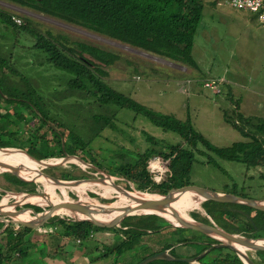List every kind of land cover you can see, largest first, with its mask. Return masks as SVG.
Returning <instances> with one entry per match:
<instances>
[{
    "label": "rangeland",
    "instance_id": "obj_1",
    "mask_svg": "<svg viewBox=\"0 0 264 264\" xmlns=\"http://www.w3.org/2000/svg\"><path fill=\"white\" fill-rule=\"evenodd\" d=\"M0 8L20 18V22L27 18L43 31L48 29L52 34L58 33L66 36L68 44L71 46H74L72 44L74 40H84L114 52V59L111 64L98 63V68H102L101 70H104L105 73L94 67L93 73L95 76L108 86L154 110L170 113L180 119H185L189 114L194 127L216 145L224 146L231 144L233 141L246 139L223 118V109L228 108L230 110L234 107V99H240L239 109L245 115L256 114L264 116V29L259 26L256 15L250 11L238 10L227 5H218L217 3L214 5L205 4L192 43V54L197 62V67L193 68L179 61L88 28L74 20H69L61 16L60 12L55 13L51 8L43 4L18 2L17 0H0ZM34 40V37L28 31H23L21 34L16 33L12 28L7 30L0 23V81L4 79L9 86L16 88L11 90L6 84H0V88L3 90L1 91L2 98L0 103V127L2 126L1 130L5 132L9 131L10 134L5 135L8 139L12 140L14 138L12 141L4 142L3 144H14L21 148L11 147L25 151V148L33 143L32 140L34 139L32 137L33 131L30 130L40 127V134L44 138L41 139L38 135L42 140L41 145H45L49 141L48 143L51 144L49 148L57 149L58 146L56 147L51 139L52 136L58 133L55 130L62 131L63 136L68 140L66 133L70 126L81 136L87 138L92 127L97 125L94 121L95 116H109L111 123L106 125L100 134L92 139L88 144L89 146L87 145L82 149L86 152V155L90 152L93 155L91 158L100 161L102 167L91 163L88 157H82L88 164L78 158V160H58L56 162L53 159L57 157L42 158L52 159L50 160L51 163H57L50 167L67 166L75 172L83 170L87 173L86 176H89L102 175V171L110 173L107 169L108 164H115L121 160L117 152L120 145L130 151V154L125 153V159H131L133 151L137 147H144L147 144L143 131L151 133L163 143L166 141L173 142L178 139L174 131L164 130L140 114L134 118V111L130 108L123 107L118 109L114 104L102 105L93 96L88 97L87 95L71 91L69 89L68 73L48 63L42 51L29 47ZM1 60H3L2 72ZM182 65L185 69L190 70L188 75L195 73L198 79L192 78L191 83H186L184 78L187 72L180 70ZM219 76H222L228 82L223 84L225 79L215 78ZM206 78L219 79L221 82L217 87H213V91H211L202 87V83H204ZM25 79L34 88V91L28 94H23L20 91L25 87L23 86ZM229 85L232 88L230 95L233 96V100H230L227 91ZM217 88L219 90L214 93ZM12 92L18 95L14 97L22 98L21 96H25L31 99L39 107L40 111L46 110L47 121L49 122L45 125L41 123L36 113L30 111L28 107L16 104L17 101L19 102L18 99L17 101L16 99H10L9 101L8 96ZM48 124L55 125V130L46 127ZM65 125L67 126L65 127ZM11 135H15V137ZM38 140L36 139L34 143L37 146L40 144ZM199 157L201 155L197 156L198 159H200ZM72 163H75L77 167L73 168L71 166ZM218 163L227 171L220 172L218 169L213 170L206 165L192 174V183L223 189L222 185L224 183L231 184L234 181L243 189L244 185L241 182L244 181V178L240 177L241 165L221 159H218ZM47 167L49 166L45 167L43 164L40 168L47 173L60 176L58 169L55 168L53 172H49L45 170ZM241 169L248 176L253 175L256 177L248 179L251 182L246 183V185L252 187H250V190H246L247 194L252 197H264V187L261 186L257 179L259 174L264 172V168L246 170L242 167ZM1 172L0 170V185L5 189L18 191L19 189H15L13 184L8 183L4 179ZM114 176V180L120 185L125 187L134 186L132 181H127L117 175ZM167 176V173H163L162 180ZM260 180L263 181L262 178ZM38 183L45 184L44 186H39L38 190H44L47 194V185L52 182L49 183L46 180L43 182L38 181ZM57 185H60L56 188L57 192L55 194L58 200L71 199L77 196L75 191H70L60 183H57ZM87 187L90 188L89 190L99 191H103L102 189L106 188L97 184H90ZM228 188H231V186H228ZM112 192L115 191L108 190L107 194H112ZM1 193L0 203L4 200V206H7V203L18 202L19 204L15 205L16 209L32 206L33 204L43 208L46 207L37 199L29 202L27 199L15 198L3 194V192ZM89 194L91 195V193ZM83 198L86 197L83 196ZM116 199H104V202H111ZM22 200H25V202H21ZM200 203L201 201L198 205L189 208L187 213L190 214L191 210H195L202 215L208 216ZM141 218L148 221L149 217L147 215ZM60 219L69 220V218ZM136 220H139V218H136ZM54 221L56 220L36 227L28 226L32 229L25 233L24 238L30 245L23 246V250H26L27 255L21 256L18 254V249L15 252L6 250L7 255L11 257L7 264H83L84 255L81 250L88 240L79 243L85 238L77 237L79 238L78 242L74 243L75 239L73 238L70 240L73 243H68L66 241L67 237H63L59 232L56 233L57 227L51 225ZM3 226L0 228V232H3ZM114 226L119 225L115 224ZM105 227L108 228L98 233L96 230H92L91 235L86 239L106 237L114 231L113 239L115 241L113 244L115 242L119 244L121 240L119 236L122 235L123 237L124 234L121 233L119 235L120 233H116L113 227ZM165 227L169 230L173 228L169 225H165L162 228ZM189 232L187 230L181 231L180 234L186 236ZM175 234L179 235L176 232ZM0 235L2 236L3 234ZM161 236L163 237L164 235H153L149 239L153 240L157 237L161 238ZM48 237L53 239V244L46 242ZM61 237H63L64 241L61 240ZM162 239L165 240L164 237L161 238V241ZM34 242H37L36 245H34ZM176 243L171 246L174 245L173 250L175 249V253L182 256H190L199 248L197 243H188L184 242V240L178 244ZM99 244L97 251L101 264H114L115 255L117 258H123L126 254L130 255L131 253L130 249L124 248L128 244L126 243L120 244L115 251L116 253L105 256L103 255V247L105 245L103 242H99ZM66 245L75 246V248L71 251L68 249L69 246ZM152 248L157 250L154 245ZM222 251L223 256L226 254L227 249ZM215 253L217 251L210 252L205 256L202 255L199 258L201 263L198 260V264H212L210 259Z\"/></svg>",
    "mask_w": 264,
    "mask_h": 264
},
{
    "label": "trees",
    "instance_id": "obj_2",
    "mask_svg": "<svg viewBox=\"0 0 264 264\" xmlns=\"http://www.w3.org/2000/svg\"><path fill=\"white\" fill-rule=\"evenodd\" d=\"M17 1L43 4L51 8L55 13L60 12L61 16L69 20H74L88 28L110 35L113 38L129 42L150 52L157 53L158 55L179 61L193 68L197 67V62L192 54V43L198 23L203 14V7L205 4H216L215 1L209 0ZM250 12L255 15L254 12ZM13 15L14 14L9 11L0 8L1 25L7 30L12 28L16 33L20 34L23 31H28L35 39L29 47L42 51L48 63L68 73V83L71 91L87 95L88 97L93 96L95 100H98L102 105L114 104L118 109L123 107L130 108L134 111V118L140 114L154 125H158L164 130H171L176 133L178 137L177 140L163 143L151 133L143 131L147 144L144 147H137L129 160L125 159V153L130 154V151L120 145L117 152L121 160L115 164H108L107 166L111 174L120 176L127 181H132L134 186L140 190L166 192L172 186L192 183V174L206 165L210 169H218L220 172H226L227 170L218 163V159H221L239 163L241 165L240 177L244 178V181L241 182L244 185L243 189L239 187V184L232 181L231 184L224 183L222 185V190L243 197H252L246 192V190H250L252 186H247L246 183L251 182L248 180L249 178L256 177L253 175L248 176L241 168L244 167L246 170L264 168V116L256 114L245 115L239 110L240 99L236 98L233 100V96H231L229 92V98L234 101L235 105L230 110L228 108L223 109V118L246 139L233 141L229 145H216L194 127L189 114L185 119H180L170 113L154 110L134 98L108 86L100 78L95 76L93 73L94 67L98 68V63L105 65L111 64L114 59V52L84 40H74L72 43L74 46H71L68 44L66 36L58 33L52 34L48 29L43 31L32 24L31 20L27 18L24 19L25 21L23 20V22H16L12 17ZM98 69L100 72L105 73L104 70H101L102 68ZM2 71L3 60H1V72ZM1 83L6 84L11 90L16 89L13 86H9L4 79L0 81V84ZM23 86L25 87L20 90L23 94L34 91V88L27 79L23 82ZM202 87L206 88L203 85ZM0 91H3L2 88H0ZM10 94L11 95L8 94L10 96H8L9 101L10 99H16V101L18 99L19 102L17 101V105L28 107L30 111L37 114L41 123L45 125L49 122L47 121L48 117L46 110L40 111L39 107H37L31 99L25 96H21L22 98L14 97L18 95H15L13 92ZM94 121L97 125L92 127L87 138L81 136L75 129L69 126L66 133L68 140L65 139L62 131L54 129L55 125H46V127L52 128L58 132L57 135L51 138L56 147L58 146L57 149L49 148V145H51L48 143L49 141L45 145H41V139L44 138L40 134V127L31 129L30 131H33V143L25 148V151L29 155L39 159L48 157L58 158L65 155L88 157L91 163L102 167L100 161L92 159L91 157H93V155L90 152L86 155V152L82 149H84L95 136L99 135L106 125L111 123V119L109 116H95ZM66 126L67 125H65V127ZM0 128L2 129L3 127L1 126ZM1 129V135L5 134ZM36 139H39V146L34 144ZM27 153L26 155L24 154V156L32 160ZM154 154H160L163 157L170 158L168 165L170 174L159 183L152 179L150 171L147 168V161ZM200 155L201 157L198 159L197 156ZM71 166L73 168L77 167L75 163H72ZM55 168L59 170L58 174L61 177L68 179L87 175L83 170L81 172H75L73 169L61 165L56 167L49 166L45 170L53 172ZM1 174L8 183L15 186V189H35L31 186H27L25 182L10 172L2 171ZM261 178L263 181L260 180ZM257 179L261 186L264 187V172H261ZM228 186H231V188H228ZM1 195L2 193L0 192V196ZM84 197H86V195ZM200 205L208 216L202 215L199 211L191 210L189 212L190 215L197 220L214 223L229 232L245 236L254 237L264 235V210L253 209L245 212H233L222 208L212 199L202 200ZM27 209L34 213H40L43 207L37 206L36 208ZM146 216L147 215H128L120 221L121 225L114 226L113 229L117 233L124 234V236L121 237L119 244L115 243L110 246L105 244L103 255L108 256L115 252L120 244L128 243L124 248L131 250L130 255L126 254L123 258H117L115 255L114 264H135L146 255L164 248H169L173 243L178 241L184 240V242L198 244V250L191 255L199 253L201 250L208 247L211 242L215 241V239L209 235L194 229L172 228L169 230L166 227L162 228L168 225L163 217L152 214L148 215V221L141 218ZM60 218L61 217L55 216L45 224L56 220L51 224L57 227L56 233L59 232L60 235L70 240L73 238L77 239V237L88 238L92 230H103L108 228L102 225H96L90 220H68ZM136 218H139V220H136ZM2 226L3 222H0V228ZM20 229H22L20 232H9ZM31 229L32 228L27 226L16 228L15 224H10L3 231L9 233H4L2 236L0 235V264H7V261L11 260L6 250L15 252V250L18 249V254L21 256L27 255L25 252L26 250H23V246H28L30 244L26 242L24 235ZM186 230L190 231L188 235L185 236L180 234L181 231ZM175 232L179 233V235L175 234ZM158 234L164 235L163 237L165 240L162 239L161 241V238H163L162 236L161 238L157 237L153 240L149 239L150 236H157ZM197 240L201 242H195ZM153 245L157 250L152 248ZM224 249H227V252L222 256V250ZM173 251L175 252V249ZM214 251H217V253L210 259V263L212 264H244L239 256L228 247H212L204 256ZM248 253L256 262L264 263V249L248 250ZM119 260L120 262H118ZM146 264L198 263L177 259L157 258Z\"/></svg>",
    "mask_w": 264,
    "mask_h": 264
},
{
    "label": "water",
    "instance_id": "obj_3",
    "mask_svg": "<svg viewBox=\"0 0 264 264\" xmlns=\"http://www.w3.org/2000/svg\"><path fill=\"white\" fill-rule=\"evenodd\" d=\"M9 148V147H5ZM31 156V155H30ZM78 159L83 160L82 157L78 155H73ZM33 157V156H32ZM65 156H62L63 158ZM35 158V157H33ZM37 160H42V158H35ZM88 164V162H86ZM57 163L47 162L44 166H51ZM98 168L95 165L89 164ZM0 170L7 171L23 182L26 183L27 186H31L35 188L34 190H18L12 191L5 189L0 185V192L6 194L8 196H13L15 198L27 199L29 202L33 201L34 196H47L44 190H38L39 186H44L45 184H40L35 181L34 177L25 176L21 173L23 167L7 163L0 160ZM37 175H43L51 180L52 183H60L67 187L70 191H75L77 195L74 198L69 200H60L54 203V206L64 209V210H83V209H97L103 212L110 213L112 218H116L118 222L116 223H106L101 224L97 223L94 219L82 217V218H69L72 220H90L96 225L102 226H110L114 227L115 224L119 225V222L128 215H159L163 217L169 226L173 228H189L198 230L200 232L209 235L214 238L215 241L211 242L208 247H206L201 253H197L190 256H182L173 252V246L169 248H164L158 251H155L151 254L146 255L144 258L136 262L135 264H146L157 258H166V259H177L181 261L191 262V263H199V258L208 252L212 247H228L232 249L242 260L244 264H264L256 262L253 257L248 253V250H258L264 249V235L263 236H245L238 233H232L224 228L214 224L207 223L201 220H197L192 217L190 214L187 216H182L180 213L174 210L173 204L179 201L180 199L187 197L189 195L197 194L202 195V200L212 199L216 201L222 208L227 209L233 212H245L253 209H261L264 210V197H243L234 193L225 192L222 189H217L215 187L197 184V183H188L181 186H172L166 192L159 191H144L137 189L135 186L130 185L129 187H125L117 183L114 178L115 176L109 172L102 171V175H89L81 178L68 179L61 176H56L50 173L45 172L40 167L37 170ZM111 180L112 183H108L107 181ZM97 184L103 188V191L99 190H89L90 188L87 185ZM108 184L111 186L110 189L115 191L112 194H107L106 189L109 188ZM91 193V195L89 194ZM234 194L237 197H240L244 200L241 203H234L231 201L229 195ZM87 196L83 198V196ZM128 197L132 199L134 204L125 206H114L111 207L104 202V199L108 200L109 198H119V197ZM15 204H19L15 202ZM37 204H33L32 206L18 208V210H23L25 208H36ZM170 221H174L176 226L172 225ZM28 227V226H27ZM25 228V227H24ZM22 228V229H24ZM20 229V230H22ZM20 230L9 231V232H19ZM9 232H0V234H6ZM255 239H261L262 242H256ZM179 241L178 243H180ZM201 242V241H195ZM176 243V244H178Z\"/></svg>",
    "mask_w": 264,
    "mask_h": 264
},
{
    "label": "bare ground",
    "instance_id": "obj_4",
    "mask_svg": "<svg viewBox=\"0 0 264 264\" xmlns=\"http://www.w3.org/2000/svg\"><path fill=\"white\" fill-rule=\"evenodd\" d=\"M26 153L27 152H25L23 149H19V148L0 147V160L23 167V170H21V173L28 177L30 176L34 177L36 182L38 181L43 182V181L48 180L43 175H37V170L39 167L43 166V164L47 162H51L50 160L52 159L37 160L27 153L29 158L32 159L31 161V160H28L24 156V154L26 155ZM70 159L78 160L77 157L72 156V155L66 156L63 158H60V157L54 158L53 160H55L56 162L58 160L66 161ZM50 182L51 180L49 181V183ZM107 182L109 184L112 183L111 180ZM109 184H108L109 188L106 189V193L108 190H111L110 189L111 186ZM58 186L60 185H57V183H50L47 185L48 187L47 196H34L33 200L37 199L41 201V204L46 206L45 208H43V210L40 213L31 212L27 208L19 211L18 209L15 208V205H16L15 203H12V204L10 203L8 207L4 206V203H3L4 200H3L0 203V221L4 222V226L2 230L4 231L10 224H15L16 228L20 226H31V227L40 226L42 224H45L46 222H48L50 219H52L55 216H59L61 218L87 217V218L94 219L97 223H101V224H106V223L112 224V223L118 222L116 218H114L113 220L110 219L112 218L110 213L103 212L97 209H83V210H69L68 211V210L60 209L54 206V203L60 201L55 197V194L57 192L56 188ZM229 197L231 201L237 204L244 201L240 197H237L234 194L229 195ZM66 199L69 200L68 198H65L64 200ZM201 199H202V195L200 194L199 195L197 194L189 195L187 197L180 199L176 203H174L173 208L175 211L180 213L182 216H187L188 214L187 210L191 207L198 205ZM21 202H25V200H22ZM134 202L135 201H133L132 199L123 196V197L117 198L114 201L105 202V203L111 207H114V206H125L126 204L131 205V204H134ZM22 214L25 216H23ZM3 217H7V218H3ZM170 222L172 225L176 226V223L174 221H170ZM255 241L262 242L261 239H255Z\"/></svg>",
    "mask_w": 264,
    "mask_h": 264
},
{
    "label": "built area",
    "instance_id": "obj_5",
    "mask_svg": "<svg viewBox=\"0 0 264 264\" xmlns=\"http://www.w3.org/2000/svg\"><path fill=\"white\" fill-rule=\"evenodd\" d=\"M215 1L218 5H227L231 8L238 9V10H249L255 13L256 18L259 22V26L264 29V0H209ZM16 22H20V18L16 17L15 15L12 16ZM221 82L219 79L208 78L202 83V85L211 91H213V87H217V85ZM217 90H214V93ZM168 157H163L160 154H154L148 161H147V168L150 171L151 177L155 182H160L162 179L157 181L154 179L156 176H161L163 173L170 174V169ZM156 166V167H153ZM160 168L165 169V171L161 174ZM91 235V233L89 234ZM79 238H77V241Z\"/></svg>",
    "mask_w": 264,
    "mask_h": 264
},
{
    "label": "crops",
    "instance_id": "obj_6",
    "mask_svg": "<svg viewBox=\"0 0 264 264\" xmlns=\"http://www.w3.org/2000/svg\"><path fill=\"white\" fill-rule=\"evenodd\" d=\"M181 66V65H180ZM183 65H182V69H180L181 71H185V72H187V74L185 75V78L184 79H186V83H191V81H192V78H194V79H198V76H196V74L195 73H193L192 75H188V72L190 71V70H187V69H185V67H184V70H183ZM179 69V68H178ZM188 78V79H187ZM215 78H221V79H225V78H223L222 76H219V77H215ZM228 81L225 79V81L223 82V84H226ZM227 91H228V94H229V92L231 93V91H232V88H231V86L229 85L228 87H227ZM230 90V91H229ZM235 97V96H234ZM0 103H1V91H0ZM17 104V103H16ZM15 104V105H16ZM239 108H240V100H239ZM240 110V109H239ZM7 111V110H6ZM1 113V112H0ZM1 129V128H0ZM29 129V128H28ZM4 133L5 134H2L1 136H0V145H2V146H0V147H11V146H14V147H19V146H16V145H14V144H10V143H5V144H3L4 142H10V141H12L11 139H8L5 135L6 134H10L9 133V131L7 130V132H5L4 131ZM11 136H13V137H15V135H11ZM19 148H21V147H19ZM151 158V157H150ZM149 158V159H150ZM148 159V160H149ZM5 179V178H4ZM8 203H7V207H8ZM23 216H25V215H23ZM97 231V233L99 232V231H101V230H96ZM113 233H114V231L109 235V236H106V237H100V238H95V237H93V238H89V239H83L82 241H79V243H82L83 241H85V240H88V242L87 243H85L84 244V246L82 247V253H83V264H101L102 262H101V259L98 257L99 256V253H98V251H97V248H98V246L100 245L99 244V242H103L104 243V245L106 244V245H113V242L115 241L114 239H113ZM117 233V232H116ZM119 235H121V234H119ZM112 236V237H111ZM119 237H122V236H119ZM63 237H61V240L62 241H64L63 239H62ZM29 239V238H28ZM44 241H45V238H44ZM68 243H70V244H72L73 242H70V239H67L66 240ZM46 242L47 243H51V244H53V239L51 238V237H48L47 239H46ZM76 242H78L76 239H75V242L74 243H76ZM36 243L37 242H34V245H36ZM116 243V242H115ZM114 243V244H115ZM66 246H69V248L68 249H70L71 251L72 250H74V248H75V246H71V245H66ZM104 248H105V246L103 247V250H104ZM33 252H35V251H33ZM115 252H113L112 254H114ZM33 255H34V253H32Z\"/></svg>",
    "mask_w": 264,
    "mask_h": 264
},
{
    "label": "clouds",
    "instance_id": "obj_7",
    "mask_svg": "<svg viewBox=\"0 0 264 264\" xmlns=\"http://www.w3.org/2000/svg\"><path fill=\"white\" fill-rule=\"evenodd\" d=\"M153 167H156V166H153ZM160 171H161V174L165 171V169H163V168H160ZM163 177H162V175L161 176H156V177H154V179H156L157 181H159L160 179H162Z\"/></svg>",
    "mask_w": 264,
    "mask_h": 264
}]
</instances>
